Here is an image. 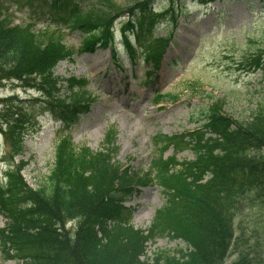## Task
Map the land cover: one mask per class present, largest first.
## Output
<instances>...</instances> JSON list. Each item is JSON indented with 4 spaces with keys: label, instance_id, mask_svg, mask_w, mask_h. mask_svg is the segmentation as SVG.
Segmentation results:
<instances>
[{
    "label": "trees",
    "instance_id": "obj_1",
    "mask_svg": "<svg viewBox=\"0 0 264 264\" xmlns=\"http://www.w3.org/2000/svg\"><path fill=\"white\" fill-rule=\"evenodd\" d=\"M6 1L10 0H0V79L34 88L42 99L26 101L42 100L46 108L58 113L62 128L53 166L43 183L32 187L26 182L21 160L4 172L5 182L0 183V213L6 219L0 228L4 257L19 258L21 264H264V224L252 229L249 240L241 245L234 222L246 198L264 205V94L248 119L226 116L217 99L203 110L199 134L186 141L183 136L166 137L173 146L178 142L190 146L193 160L176 161L160 152L147 171L134 170L117 160L112 127L97 150L74 144L68 132L92 101L86 80L56 76L58 62L72 53L52 38L41 45L32 29L36 19L47 15L52 26L83 35L78 51L108 48L117 64L113 28L115 20L123 17L122 39L129 57L136 55L130 39L134 36L143 44L144 59L156 69L171 40L170 32L147 39H142L143 33L151 32L155 20L165 16L176 26L180 13L175 3L206 5L215 0H168L170 5L161 11H154L157 0L126 4L41 0V7L32 11L24 25L6 22L2 12ZM262 22L246 38L250 42L255 38L257 48L242 58L249 65L246 70L264 73V41L259 42L264 39ZM61 80L66 93L60 92ZM164 98L176 96L156 94L155 100ZM16 101L14 96L0 100V131L12 157H21L29 119L23 101ZM153 184L165 191L166 202L148 228H136L125 203L139 187ZM162 235L182 240L186 248L160 249L148 256L147 243ZM231 249L236 257L227 262Z\"/></svg>",
    "mask_w": 264,
    "mask_h": 264
},
{
    "label": "rangeland",
    "instance_id": "obj_2",
    "mask_svg": "<svg viewBox=\"0 0 264 264\" xmlns=\"http://www.w3.org/2000/svg\"><path fill=\"white\" fill-rule=\"evenodd\" d=\"M115 1L121 4L132 2ZM168 3V0H157L153 5L154 11L166 9L170 5ZM41 4V0H33L32 3L28 0L6 1L2 8L3 17L9 25H24L32 11ZM174 6L180 13L176 26L165 16L155 20L151 32L143 33L142 39H147L151 34L160 37L170 32L171 40L156 69L151 61L144 59L140 48L143 44L134 36L130 39L136 55L133 59L129 57L122 39L123 17L115 20L113 28L117 64L112 61L113 54L109 49L78 51L83 38L81 33L52 26L47 15L35 20L32 29L41 45L52 38L63 43L72 53L70 58L58 62L55 75L63 79L72 76L86 79L85 89L92 97L87 111L68 132L74 144L97 150L105 132L112 127L116 131L117 160L134 170L147 171L151 159L160 152L164 158L174 156L176 161L194 159L190 146L182 142L173 146L167 138L183 136L186 141L199 134L205 119L203 110L213 100H221L222 112L233 120L249 118L264 94V73L246 70L249 65L242 56L257 48L258 43L253 41L255 38L252 42L246 38L253 29L263 26L264 3L215 0L206 5L187 1L185 6L182 3ZM59 86L60 92L66 93L62 80ZM156 94H171L176 99L155 100ZM10 96L16 98V103L23 101L21 104L29 121L21 157H12L7 139L0 131V183L5 182L4 172L9 164L14 168L21 160L24 164L22 176L35 187L44 182L53 166L62 121L58 113L46 108L34 88L16 80L0 79V100ZM37 97L41 101H26ZM62 133L67 132L63 130ZM164 192L156 184L139 187L125 203L134 227H149L156 210L166 202ZM5 222L0 213V228ZM234 222L235 234L240 237L238 243L245 245L252 229L264 224V205L246 198ZM241 235L245 237L241 239ZM176 248L185 249V243L162 235L149 241L146 251L148 256H152L157 250L173 251ZM4 256L0 249V264L22 262L19 258L6 259ZM235 257L236 253L231 249L226 261Z\"/></svg>",
    "mask_w": 264,
    "mask_h": 264
}]
</instances>
